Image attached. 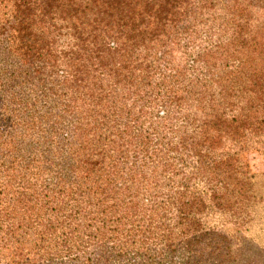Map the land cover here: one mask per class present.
<instances>
[{
    "label": "trees",
    "instance_id": "trees-1",
    "mask_svg": "<svg viewBox=\"0 0 264 264\" xmlns=\"http://www.w3.org/2000/svg\"><path fill=\"white\" fill-rule=\"evenodd\" d=\"M0 10V264H253L264 0Z\"/></svg>",
    "mask_w": 264,
    "mask_h": 264
},
{
    "label": "rangeland",
    "instance_id": "rangeland-1",
    "mask_svg": "<svg viewBox=\"0 0 264 264\" xmlns=\"http://www.w3.org/2000/svg\"><path fill=\"white\" fill-rule=\"evenodd\" d=\"M0 18H3L2 13ZM246 158L251 164L252 171L258 174L259 194L264 195V156L259 152H249ZM259 220L258 218L257 221ZM256 225L257 227L250 232L255 238L254 244L244 249L241 256L247 263L264 264V220H260Z\"/></svg>",
    "mask_w": 264,
    "mask_h": 264
}]
</instances>
